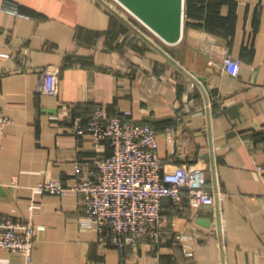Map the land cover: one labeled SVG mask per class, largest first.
<instances>
[{
    "label": "crops",
    "instance_id": "crops-1",
    "mask_svg": "<svg viewBox=\"0 0 264 264\" xmlns=\"http://www.w3.org/2000/svg\"><path fill=\"white\" fill-rule=\"evenodd\" d=\"M183 4L170 44L101 0H0V110L13 120L0 131V218L41 226L30 263L2 249L0 264H264V0ZM45 68L58 70L57 95L38 90ZM97 105L155 127L164 170L206 168L214 205L166 198L160 242L119 249L80 224L82 195L35 194L112 155L73 132Z\"/></svg>",
    "mask_w": 264,
    "mask_h": 264
},
{
    "label": "built area",
    "instance_id": "built-area-1",
    "mask_svg": "<svg viewBox=\"0 0 264 264\" xmlns=\"http://www.w3.org/2000/svg\"><path fill=\"white\" fill-rule=\"evenodd\" d=\"M223 68L237 77L241 61L227 53ZM38 90L57 95L58 70L43 69ZM12 123V118L0 110V131L4 133ZM73 132L77 137L90 136L98 149L108 145L112 155L96 157L95 171L86 178L82 168L87 163L78 160L71 188L51 179L39 183L33 191L51 196L82 195L87 210L80 224L96 225L103 244L119 249L141 241L158 244L164 228V200L180 204L183 192L193 208L214 205L215 196L206 188V168L181 165L164 170L156 128L134 120L131 111L111 113L105 105H97L87 120L76 121ZM169 141H175L173 135ZM40 230L31 214L23 219L0 218V250L20 252L30 263Z\"/></svg>",
    "mask_w": 264,
    "mask_h": 264
},
{
    "label": "water",
    "instance_id": "water-1",
    "mask_svg": "<svg viewBox=\"0 0 264 264\" xmlns=\"http://www.w3.org/2000/svg\"><path fill=\"white\" fill-rule=\"evenodd\" d=\"M118 1L167 43L174 44L181 39L184 21V0Z\"/></svg>",
    "mask_w": 264,
    "mask_h": 264
},
{
    "label": "rangeland",
    "instance_id": "rangeland-1",
    "mask_svg": "<svg viewBox=\"0 0 264 264\" xmlns=\"http://www.w3.org/2000/svg\"><path fill=\"white\" fill-rule=\"evenodd\" d=\"M103 5L110 8V6L118 9L122 14L128 17L131 21L135 22L138 25H141L143 28H146V25L143 24L136 16H134L120 1L118 0H101ZM112 7V8H113Z\"/></svg>",
    "mask_w": 264,
    "mask_h": 264
},
{
    "label": "bare ground",
    "instance_id": "bare-ground-1",
    "mask_svg": "<svg viewBox=\"0 0 264 264\" xmlns=\"http://www.w3.org/2000/svg\"><path fill=\"white\" fill-rule=\"evenodd\" d=\"M150 25V24H149ZM151 26V25H150Z\"/></svg>",
    "mask_w": 264,
    "mask_h": 264
}]
</instances>
